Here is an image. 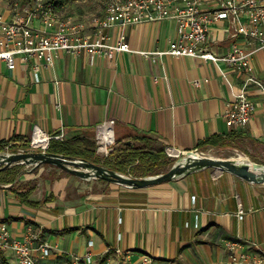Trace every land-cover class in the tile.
I'll return each mask as SVG.
<instances>
[{
    "label": "crops",
    "instance_id": "1",
    "mask_svg": "<svg viewBox=\"0 0 264 264\" xmlns=\"http://www.w3.org/2000/svg\"><path fill=\"white\" fill-rule=\"evenodd\" d=\"M33 2L1 7L0 15L5 21L25 19ZM51 2L58 20L83 25L88 38L90 19L102 16L106 4ZM214 3L208 0L204 7ZM29 25L45 29L37 19ZM227 26L222 21L210 27L208 47L217 56L233 43L248 47ZM120 32L132 52L116 53L112 59L85 51L56 52L45 67L33 58L23 63L17 56L13 70L0 61V141L30 139L34 128L49 136L62 134L64 140H94L96 127L112 121L109 136L114 141L145 137L151 147L178 154L231 148L264 162V98L249 88L256 107L248 125L231 129L225 123L224 113L244 83L242 73L223 62L146 56L168 50L176 38L173 20L113 26L107 34L113 41ZM251 66L264 82V50ZM214 136L225 137L224 145L199 147ZM11 174L15 181L0 180V225L11 239L21 240L31 229L49 244L51 254L39 264H72V255L87 253L93 264H229L225 245L230 242L247 254L244 264H264V188L232 174L193 169L144 189L101 180L84 185L41 182L25 189L23 173L15 169ZM0 264H16L13 252L0 249Z\"/></svg>",
    "mask_w": 264,
    "mask_h": 264
},
{
    "label": "built area",
    "instance_id": "2",
    "mask_svg": "<svg viewBox=\"0 0 264 264\" xmlns=\"http://www.w3.org/2000/svg\"><path fill=\"white\" fill-rule=\"evenodd\" d=\"M214 1L212 7L205 8L208 0H106L104 14L90 19L92 37L88 38L82 33L83 25L57 19L51 0H34L32 7L25 11V19L14 17L5 21L0 15V61L13 70L17 56L23 63L33 58L45 67L52 64L56 52L78 55L85 51L90 56L112 59L116 53L132 52L124 33L120 32L111 41L107 31L113 26L123 28L173 20L176 38L170 42L168 50L145 55L223 62L242 73L244 83L234 92V100L224 113L227 127L242 129L250 122L256 107L247 90L252 88L264 98V82L255 75L251 66L255 55L264 50V0ZM33 19L39 20L45 29L41 31L30 27L29 22ZM222 21L228 22L227 29L233 31L231 36L243 40L248 47L233 43L225 55L213 54L208 47L210 27ZM35 81L38 82L37 76ZM112 123L100 124L95 129L94 142L98 154L108 155L113 149L114 139L109 136ZM36 130L45 138L44 143L38 146L34 145ZM51 140L63 141L64 137L62 134L49 136L34 128L29 139V150L45 151ZM165 152L170 157L180 155L170 148H165ZM242 214L240 211V219ZM225 247L231 264L246 262L247 254L238 251L237 243L230 242ZM0 249L13 252L16 264H39L40 259L51 254V246L42 242L33 230L28 229L21 240H15L10 238L5 225H0ZM93 259L90 253L71 256L72 264H93Z\"/></svg>",
    "mask_w": 264,
    "mask_h": 264
},
{
    "label": "water",
    "instance_id": "3",
    "mask_svg": "<svg viewBox=\"0 0 264 264\" xmlns=\"http://www.w3.org/2000/svg\"><path fill=\"white\" fill-rule=\"evenodd\" d=\"M130 144V143H129ZM6 156L7 162L0 163V171H4L17 164L49 165L59 168L69 174L85 179L101 180L110 184H117L130 189H144L172 181L193 169L213 168L220 172H225L237 176L238 178L251 182L248 178L239 175L244 171H249L259 175L258 180L264 183V164L251 161L234 162L220 158L202 155L196 151L183 152L178 155L172 166L163 173L155 176L135 178L118 173L103 166L93 164L84 159L66 157L61 154H53L46 151L32 152H9L0 153V158ZM252 182V183H258Z\"/></svg>",
    "mask_w": 264,
    "mask_h": 264
},
{
    "label": "trees",
    "instance_id": "4",
    "mask_svg": "<svg viewBox=\"0 0 264 264\" xmlns=\"http://www.w3.org/2000/svg\"><path fill=\"white\" fill-rule=\"evenodd\" d=\"M224 140L225 137L223 136H214L203 140L199 144V147H220L224 145ZM131 141L135 142L131 144ZM28 149L29 139L0 141V153L5 151L18 152L19 150ZM45 151L53 154H61L66 157L84 159L93 164L135 178L155 176L166 172L176 159L175 157H170L165 152V148L155 149L151 147L150 140L145 137L115 140L112 151L104 159H100L95 155L96 145L91 136H77L63 141L51 140ZM15 169L12 167L0 171V177L5 176V178H0V180L15 181L16 175L11 174ZM20 196L22 199H25L27 195L21 194Z\"/></svg>",
    "mask_w": 264,
    "mask_h": 264
},
{
    "label": "rangeland",
    "instance_id": "5",
    "mask_svg": "<svg viewBox=\"0 0 264 264\" xmlns=\"http://www.w3.org/2000/svg\"><path fill=\"white\" fill-rule=\"evenodd\" d=\"M18 1H22V2H26L27 0H0V8L1 7H8L13 5L14 3L17 4ZM67 3H73L76 0H65ZM81 2H84L85 4H87L89 7L90 6H98V4L100 2H102V0H80ZM87 2V3H86ZM14 4V5H15ZM96 145V144H95ZM41 149H37L35 150V152H38ZM21 151V150H20ZM42 151V150H41ZM24 152H32L31 150H24ZM203 153H205V155H211V157H215V158H221L224 160H230V161H234V162H243V161H251L253 162L252 158L246 157L244 155H242L241 152L237 151L235 152V150L233 149H214L211 150L209 148L203 149L202 150ZM240 154V155H239ZM95 155L100 158V159H104L106 158L108 155H101L98 154L97 152L95 153ZM238 155V156H237ZM255 163H264V162H255ZM18 171H21L23 174V178L21 181V188H30V187H37V185L39 183H56L57 181H64L69 185H73V184H79V185H84L87 183H91V182H95V179H85L82 178L78 175H73V174H69L59 168L53 167V166H49V165H32V164H17L14 165ZM28 178V179H25ZM25 184V185H23ZM257 186H260L261 188H264V183H253ZM16 260V258H15ZM228 262L229 264V258H228ZM245 263V262H244ZM242 263V264H244Z\"/></svg>",
    "mask_w": 264,
    "mask_h": 264
},
{
    "label": "bare ground",
    "instance_id": "6",
    "mask_svg": "<svg viewBox=\"0 0 264 264\" xmlns=\"http://www.w3.org/2000/svg\"><path fill=\"white\" fill-rule=\"evenodd\" d=\"M36 132H37V134L34 135V145L38 146V145H41L42 143H44L45 138L41 132H39L38 130ZM206 156L211 157V155H206ZM7 160H8L7 157L3 156L0 158V163L7 162ZM239 175H242V176L248 178L249 180H251V182H258V180L261 178L259 175H256L255 173H251L249 171H244V172L240 173ZM83 178H88V177H83ZM258 183H260V182H258Z\"/></svg>",
    "mask_w": 264,
    "mask_h": 264
}]
</instances>
